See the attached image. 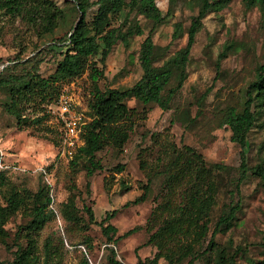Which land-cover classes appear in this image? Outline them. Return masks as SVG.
<instances>
[{
	"label": "rangeland",
	"instance_id": "obj_1",
	"mask_svg": "<svg viewBox=\"0 0 264 264\" xmlns=\"http://www.w3.org/2000/svg\"><path fill=\"white\" fill-rule=\"evenodd\" d=\"M52 1L62 10L52 33L39 29L38 22L25 12H0V148L11 167L0 170V204L8 207L9 199L25 198L6 222L7 235L0 238V264L12 263L17 252L30 245L31 238L39 264H84L86 259L90 264H113L111 258L122 264H139V258L153 259L159 249L148 243L150 236L187 202L185 191L193 178L186 175L172 187L168 184L170 163L186 146L200 153L210 169L216 186L215 203L208 218L209 230L200 242L191 235H176L170 241L169 246L176 251L174 264H189L194 256L192 264H214L221 251L238 264H264V179L256 172L264 160V106L255 107L256 122L245 149V175L242 148L232 141L227 123L231 108H243L246 91L264 64V8H248L242 0H229L221 10L209 12L189 55L186 80L177 89L179 72L172 59L187 45L199 5L191 0H155L164 16L161 23L137 9L130 11L129 6L111 15L110 28L127 33L139 24L143 34L113 46L105 63L97 64L103 74L96 82L87 70L74 79L55 83L44 93L68 86L89 110L96 88L133 87L143 75L140 50L149 34L155 43L154 64L173 71L164 95L173 89L174 93L165 108L127 98L125 103L132 113L120 123L128 139L121 146L106 143L95 159L99 168L88 177L89 162L76 160L79 150L73 157L64 154L59 122L49 111L55 100H42L41 90L26 97L12 90L13 85L32 77H52L67 50L65 39L81 15L73 0ZM130 1L126 0L127 5ZM98 7L94 4L89 9L88 23ZM177 29L181 32L174 38ZM14 110L20 111L21 118ZM190 158V154H183L180 162ZM145 187L146 200L133 203ZM47 197L52 199L47 209L49 219L29 235L27 224L34 207ZM88 208L95 213L93 223ZM231 209L236 210L232 227L217 233L209 246L217 222ZM114 210L117 213L109 223L118 232L113 235L116 241L109 243L101 222ZM132 229L135 232L125 236ZM189 244L194 252L185 257L184 247ZM178 257L182 259L176 261ZM166 263L160 258L159 264Z\"/></svg>",
	"mask_w": 264,
	"mask_h": 264
},
{
	"label": "trees",
	"instance_id": "obj_2",
	"mask_svg": "<svg viewBox=\"0 0 264 264\" xmlns=\"http://www.w3.org/2000/svg\"><path fill=\"white\" fill-rule=\"evenodd\" d=\"M75 7L80 13V19L77 24L71 28L67 38L65 39V47L67 50L63 54V58L58 63V68L52 77L47 79L40 76L32 77L25 83L12 86L18 95H30L35 90H41L43 93L52 88L57 82H65L81 76L87 70H90L91 78L96 82L103 74L98 68V62L105 63L108 55L112 51L113 46L119 41L128 42V38L133 35H142L143 30L139 24L131 27L127 33H120L118 29L110 28L111 15L119 14L126 6L130 11L139 10L146 14L147 17L154 20L155 23H161L164 20L160 9L156 6L155 0H131L127 5L126 0H97L89 2V0H73ZM196 2L199 7V13L192 18L189 28L188 43L181 49L172 59L174 67L179 72V81L177 88H181L186 80V66L189 55L195 43L196 35L202 27V19L211 11H219L229 0H191ZM246 7L251 8L261 6L264 8V0H242ZM99 5L93 21L88 23L86 17L92 5ZM0 12L11 15H21L24 12L33 17L34 22H38L37 26L45 33H52L61 17L62 10L54 4L52 0H0ZM181 29H177L174 38L178 37ZM155 43L151 34H149L141 45L140 63L143 69L142 77L129 89L118 90L108 89L102 91L96 88L93 100L89 103L88 115L92 118L86 126L84 135L85 144L76 154L77 159H86L89 162L87 167V175L91 177L99 168V164L95 162L97 153L101 151L106 143L113 145H124L128 139V133L122 129L121 121L130 118V110L125 100L129 97H135L144 104L151 102L157 103L163 108L168 104L170 97L174 93V89L170 91L166 97L164 92L169 85L173 71L167 66H156L154 64ZM61 91V86L53 92H47L42 95V100L52 102L56 100ZM54 94V95H52ZM32 96V95H30ZM19 97V96H18ZM17 97V98H18ZM20 98V97H19ZM52 100V101H50ZM18 104V102L14 103ZM264 106V64L258 68L257 78L250 83L246 95L243 108L237 110L231 108L227 123L232 132V141L239 144L242 148V169L243 175L247 172L245 149L248 144V135L256 122V106ZM14 115L21 118L18 110L12 111ZM183 154H190V159L186 162H180ZM75 163V160L73 161ZM200 164V165H199ZM214 167L221 168L222 165L215 164ZM122 169V167H121ZM173 169V172L171 171ZM169 186L172 187L174 182L184 176H190L193 181L185 191L187 202L180 206L177 210L167 217L163 224L152 233L149 238V244H155L159 251L151 260L139 258V264H159L160 258L167 260L166 264H174V255L176 251L169 246L170 241L176 235H191L196 242H200L209 230V215L212 206L215 203L216 186L210 179V169L206 168L204 159L195 149L186 146L184 151H179L176 157L171 161L169 167ZM256 172L264 179V160L262 164L256 167ZM3 184L2 172H0V186ZM144 193L137 197L133 203L139 204L144 202L148 196V188ZM51 198L47 197L44 203L36 204L34 207L33 218L27 224L30 232H38L49 219L48 205ZM8 207L0 204V238L7 235L5 225L9 217L16 213L25 202L24 196L9 199ZM235 209H231L229 213L220 217L213 231L212 239L209 246L214 244V238L217 233L225 232L232 227V220L235 218ZM117 210L109 213L103 222H101L102 230L108 236L109 243L116 241L113 235L118 232L115 225L109 221L116 215ZM90 222H95V213L88 208ZM107 223V225H105ZM135 229L129 230L125 236L131 235ZM112 233V235H110ZM31 243L26 249H20L15 259L10 264H39V256L35 250V240L30 239ZM186 251L183 256L187 257L194 252L192 244L185 246ZM211 248V247H209ZM171 250L172 252H167ZM114 252V250L112 249ZM164 251V254H163ZM221 251L217 261L214 264H238L233 257L229 259ZM194 256L189 264L193 263ZM176 261L182 257L175 258ZM113 264H122L121 262L111 258ZM84 264H90L86 259Z\"/></svg>",
	"mask_w": 264,
	"mask_h": 264
},
{
	"label": "built area",
	"instance_id": "obj_3",
	"mask_svg": "<svg viewBox=\"0 0 264 264\" xmlns=\"http://www.w3.org/2000/svg\"><path fill=\"white\" fill-rule=\"evenodd\" d=\"M60 125L64 154L73 157L85 144L86 126L91 121L88 108L82 106L68 86L61 88L55 102L49 106ZM11 168L0 148V170Z\"/></svg>",
	"mask_w": 264,
	"mask_h": 264
}]
</instances>
